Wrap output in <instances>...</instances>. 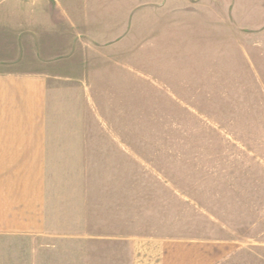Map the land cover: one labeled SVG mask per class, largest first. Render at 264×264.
Returning <instances> with one entry per match:
<instances>
[{
  "label": "rangeland",
  "instance_id": "rangeland-1",
  "mask_svg": "<svg viewBox=\"0 0 264 264\" xmlns=\"http://www.w3.org/2000/svg\"><path fill=\"white\" fill-rule=\"evenodd\" d=\"M224 4L111 0L125 39L85 52L95 152L51 163L37 264L72 245L85 264H130V242L140 264L147 245L205 240L233 247L218 264H264V0Z\"/></svg>",
  "mask_w": 264,
  "mask_h": 264
},
{
  "label": "crops",
  "instance_id": "crops-1",
  "mask_svg": "<svg viewBox=\"0 0 264 264\" xmlns=\"http://www.w3.org/2000/svg\"><path fill=\"white\" fill-rule=\"evenodd\" d=\"M217 1L233 11L239 0ZM110 8L111 0H0V264H37L38 238L54 224L51 163L66 156L84 162L94 147L80 122L85 52L125 39L111 34ZM72 131L75 138H67ZM63 237L62 244L80 238ZM147 248L140 264H218L234 251L206 240ZM75 249L61 246L60 264H85ZM129 250L133 264L131 242Z\"/></svg>",
  "mask_w": 264,
  "mask_h": 264
}]
</instances>
